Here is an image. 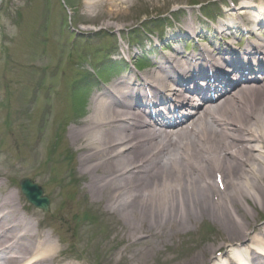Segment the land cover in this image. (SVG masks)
Listing matches in <instances>:
<instances>
[{"label":"bare ground","instance_id":"6f19581e","mask_svg":"<svg viewBox=\"0 0 264 264\" xmlns=\"http://www.w3.org/2000/svg\"><path fill=\"white\" fill-rule=\"evenodd\" d=\"M134 1L84 0L83 5L120 21ZM230 28L222 23L216 30L221 34ZM225 46L216 48L217 56L203 47L187 56L213 67L208 78L213 83L206 84L213 98L193 117H183L190 111L179 112L193 104L192 97L148 72L162 89L182 98L176 111L168 113L177 124L153 118L144 109L158 101L154 84H130L124 77L91 98L88 114L67 130L65 139L76 154L79 181L83 179L90 201L120 220L125 246L120 258L126 264H218L221 258L228 264L264 263V75L241 84L247 82L246 71L264 73V39L241 50L231 42ZM218 59L228 65L224 73ZM156 63L165 64V59ZM173 70L185 74L177 66ZM229 73L234 75L230 80ZM237 83L239 88L230 91ZM144 90L152 95L150 100ZM30 145V163L50 152L33 137ZM1 177L0 264H60L51 235L39 230L34 214H22L26 208L19 192L5 187ZM78 190L76 182L72 194ZM205 220L219 227L213 241L184 258L167 257L169 242Z\"/></svg>","mask_w":264,"mask_h":264},{"label":"rangeland","instance_id":"374dc122","mask_svg":"<svg viewBox=\"0 0 264 264\" xmlns=\"http://www.w3.org/2000/svg\"><path fill=\"white\" fill-rule=\"evenodd\" d=\"M176 1L187 0H135L132 9L126 11L127 16L120 21L98 16V9L82 6L84 0H5L2 7L0 170L10 176L8 181L14 187L20 179L28 178L50 198L52 205L48 214L31 210L44 220L43 228L47 232L54 231L53 240L65 264H96L93 259L97 256L100 264H126L120 258L125 247L120 241V220L105 214L103 206L90 201L83 179L79 181L76 154L65 139L67 130L87 112L78 101L69 98L72 79L77 78L81 67L85 72H91V63L94 65L93 60L101 57L93 54L99 51L93 43L105 36L104 32L92 37H79L78 33L89 35L93 27L111 30L118 41L115 54L123 56L128 38L119 35V31L134 27L146 15L166 12ZM69 16L77 26L66 24L65 19ZM138 38L147 40L148 37L139 34ZM134 50L139 51L137 46L130 51ZM44 68L47 70L43 71ZM84 96L89 98L87 93ZM72 98L79 100L82 95L77 96L74 91ZM32 137L40 138L36 140L48 145L50 150L54 148L52 151L58 157L49 152L34 163L26 161L32 150ZM46 157L52 158L48 170ZM66 158L71 161L67 163ZM17 161H20L19 167L14 169ZM3 182L7 183L6 180ZM76 182L79 190L73 195L72 187ZM218 186L221 189V184ZM84 211L92 214L90 220H83ZM52 217L58 220L53 226ZM218 228L205 220L169 242L164 251L169 247L166 251L169 258L187 256L193 249L205 247L206 243L213 241ZM98 245H102L99 254L95 251ZM64 249L66 253H60Z\"/></svg>","mask_w":264,"mask_h":264},{"label":"water","instance_id":"95a60500","mask_svg":"<svg viewBox=\"0 0 264 264\" xmlns=\"http://www.w3.org/2000/svg\"><path fill=\"white\" fill-rule=\"evenodd\" d=\"M22 188L24 190V194L26 195V197L32 202L34 203L35 205H40V206H43L41 203L43 202H46V200L44 199H40L39 198V195L40 193L39 192H36V190L32 192L31 188L28 186L27 183L23 184L22 185ZM44 204V203H43Z\"/></svg>","mask_w":264,"mask_h":264}]
</instances>
